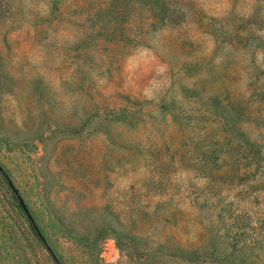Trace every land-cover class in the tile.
Masks as SVG:
<instances>
[{
  "label": "rangeland",
  "instance_id": "374dc122",
  "mask_svg": "<svg viewBox=\"0 0 264 264\" xmlns=\"http://www.w3.org/2000/svg\"><path fill=\"white\" fill-rule=\"evenodd\" d=\"M0 264H264V0H0Z\"/></svg>",
  "mask_w": 264,
  "mask_h": 264
},
{
  "label": "trees",
  "instance_id": "16d2710c",
  "mask_svg": "<svg viewBox=\"0 0 264 264\" xmlns=\"http://www.w3.org/2000/svg\"><path fill=\"white\" fill-rule=\"evenodd\" d=\"M35 231H36L37 236H38L40 239H42V241L45 243L43 237H42L41 234L38 232L37 228H35Z\"/></svg>",
  "mask_w": 264,
  "mask_h": 264
}]
</instances>
